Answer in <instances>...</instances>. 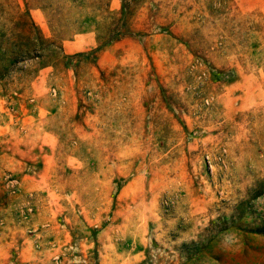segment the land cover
<instances>
[{"label": "rangeland", "instance_id": "1", "mask_svg": "<svg viewBox=\"0 0 264 264\" xmlns=\"http://www.w3.org/2000/svg\"><path fill=\"white\" fill-rule=\"evenodd\" d=\"M258 204L264 0H0V264H264Z\"/></svg>", "mask_w": 264, "mask_h": 264}, {"label": "clouds", "instance_id": "2", "mask_svg": "<svg viewBox=\"0 0 264 264\" xmlns=\"http://www.w3.org/2000/svg\"><path fill=\"white\" fill-rule=\"evenodd\" d=\"M258 209L264 211V206L258 204ZM198 242V241H197ZM240 238L236 231L226 230L223 233L217 235V244L221 250L230 251L239 246Z\"/></svg>", "mask_w": 264, "mask_h": 264}]
</instances>
